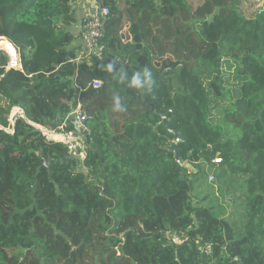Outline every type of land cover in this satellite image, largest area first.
I'll use <instances>...</instances> for the list:
<instances>
[{
    "label": "trees",
    "instance_id": "16d2710c",
    "mask_svg": "<svg viewBox=\"0 0 264 264\" xmlns=\"http://www.w3.org/2000/svg\"><path fill=\"white\" fill-rule=\"evenodd\" d=\"M78 1L0 0L22 65L0 51V264H264V0H126L124 12L96 0L109 9L99 53L79 63ZM183 16L187 44L161 43L174 57L161 67L151 32ZM144 69L151 82L130 87ZM77 111L91 146L65 163L67 146L34 125L84 139ZM205 167L222 169L210 183L245 178L243 221L195 198Z\"/></svg>",
    "mask_w": 264,
    "mask_h": 264
},
{
    "label": "rangeland",
    "instance_id": "374dc122",
    "mask_svg": "<svg viewBox=\"0 0 264 264\" xmlns=\"http://www.w3.org/2000/svg\"><path fill=\"white\" fill-rule=\"evenodd\" d=\"M188 20V18H187ZM186 20L184 19V16L182 20H168L164 21L163 28L166 32H160V30L152 31L150 39H155L154 34L158 32L162 34L163 39L159 38L155 41V44L157 46V52L159 54L158 57L154 59V62L159 64L161 67L168 66L172 60H169L171 58L174 59V57L170 54H164L165 49L163 48L161 43L167 41L169 43H177L182 42L185 44V41L183 38L189 37L188 34L190 32V29L188 28L187 24L185 25ZM126 29H127V21H125ZM193 38H189L188 41H191ZM189 44V43H188ZM190 45V44H189ZM192 45V44H191ZM189 49V47H188ZM190 49H193L192 46H190ZM172 51L180 52L181 49L174 46L172 48ZM183 53V51H182ZM15 110H13L12 114ZM11 114V121H13V118H16L17 115L14 113ZM220 126L224 129V132L226 133L227 138L231 139H237L241 135L239 130H236L234 126L225 124L222 120L219 122ZM48 130V129H46ZM51 131V130H48ZM11 132V131H10ZM204 177L201 176L198 179V182L195 185V198L199 201H205L206 206H213L216 208V211H219L221 213L222 218H228L230 220H234L236 222L243 221V216L245 215L244 212V204H245V197L247 193V188L244 186L245 178H242L240 175H227V178L221 179L216 178V181L214 183H210L211 181L208 179L210 175L216 177L220 176L222 173V169H208L207 167L204 168ZM214 174V175H213ZM192 179H197L196 177H193ZM208 196V198H205V196ZM177 239V238H175Z\"/></svg>",
    "mask_w": 264,
    "mask_h": 264
},
{
    "label": "built area",
    "instance_id": "2783aa9c",
    "mask_svg": "<svg viewBox=\"0 0 264 264\" xmlns=\"http://www.w3.org/2000/svg\"><path fill=\"white\" fill-rule=\"evenodd\" d=\"M109 15V9L103 8L100 9L99 6L96 8V10L93 12V14L87 18L84 24L83 34H82V40H83V47H82V53L79 61L76 62H82L85 59H89L92 55H96L99 53L98 51V42L103 36V23L102 18L104 16ZM3 42L4 46L0 47V51H3L7 54V56L10 59V64L8 69H16V70H22L21 60L18 49L6 38L0 36V43ZM99 81H94L92 86L97 89L100 87ZM14 114V113H13ZM12 114V115H13ZM76 118H79L80 113L79 111L75 112ZM10 122L13 124V121ZM38 129H40L43 133V135L50 141L63 143L68 148V155H72L73 158H80L82 161L86 157V143L84 139L79 138L75 133H68L63 134L61 132L56 131H48L44 129L41 126H38ZM62 136V140H57L54 138L53 135ZM181 138H177L174 141L175 145H179L181 143ZM178 164L183 165V163L180 160H176ZM220 160L216 159L215 163H219ZM188 174L192 175L197 173V169L187 165ZM209 180L212 182L214 180V177L211 176ZM174 242L179 243L180 241L178 239H175ZM205 253H211V246H205L204 247Z\"/></svg>",
    "mask_w": 264,
    "mask_h": 264
},
{
    "label": "crops",
    "instance_id": "0c3cea01",
    "mask_svg": "<svg viewBox=\"0 0 264 264\" xmlns=\"http://www.w3.org/2000/svg\"><path fill=\"white\" fill-rule=\"evenodd\" d=\"M97 7H98V3L96 0H79L73 6V10L76 12L75 13L76 22L71 28V32H73V34L75 35L76 40L68 47V50L70 52V57L74 61H79L81 57L82 47H83L82 34H83L85 21L87 20L88 17H90L93 14V12L96 10ZM125 8H126V0H123L120 9L124 12ZM125 20L128 21L127 15H125ZM127 40H131L129 36ZM84 61H87V59H85ZM16 109L18 110L17 116L23 117L24 112L21 109L18 108ZM74 117L76 118V116Z\"/></svg>",
    "mask_w": 264,
    "mask_h": 264
},
{
    "label": "water",
    "instance_id": "95a60500",
    "mask_svg": "<svg viewBox=\"0 0 264 264\" xmlns=\"http://www.w3.org/2000/svg\"><path fill=\"white\" fill-rule=\"evenodd\" d=\"M168 114H169V113H167V114L165 115V117H167ZM74 116H75V112L71 113V114L69 115V118H70V119H74L73 123H74V127H75L76 132H77L79 135H82V136L84 137L85 142H86V146H87L88 148H90L91 145H90V141H89V138H88V134H87V132H85V131L83 130V128L85 127L86 121H87V117H85L84 114H80L79 118H75ZM18 118H20V117L17 116L16 119L13 120V124L16 122V120H17ZM22 118H25V115H24ZM34 126H35L36 128H38L36 125H34ZM168 127H169V126H168ZM0 130H2V128H0ZM98 151H99V148H96V149H95V152H98ZM72 158H73L72 155H67V161H66L65 163H67V162H68L69 160H71ZM175 159H176V160H180V158H179V146H176ZM51 161H52V159L49 158V162L45 163V164L43 165V167H45V168H49V165H50V162H51Z\"/></svg>",
    "mask_w": 264,
    "mask_h": 264
},
{
    "label": "clouds",
    "instance_id": "9594fccd",
    "mask_svg": "<svg viewBox=\"0 0 264 264\" xmlns=\"http://www.w3.org/2000/svg\"><path fill=\"white\" fill-rule=\"evenodd\" d=\"M141 76L144 77V79H141ZM151 82V73L147 70L144 69L143 72H136L130 81V87H135V88H141L144 87L145 83ZM118 108V104H117Z\"/></svg>",
    "mask_w": 264,
    "mask_h": 264
},
{
    "label": "bare ground",
    "instance_id": "6f19581e",
    "mask_svg": "<svg viewBox=\"0 0 264 264\" xmlns=\"http://www.w3.org/2000/svg\"><path fill=\"white\" fill-rule=\"evenodd\" d=\"M14 113L17 115V114H18V110L16 109ZM14 119H16V118H13V120H14ZM53 136H54L55 139H57V140H59V141L63 139L62 136H58V135H55V134H54Z\"/></svg>",
    "mask_w": 264,
    "mask_h": 264
}]
</instances>
